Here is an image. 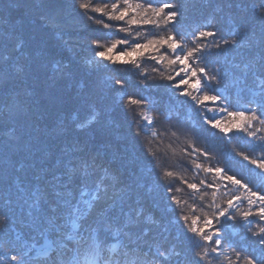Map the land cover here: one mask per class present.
Wrapping results in <instances>:
<instances>
[{"label":"snow or ice","instance_id":"6c2138e0","mask_svg":"<svg viewBox=\"0 0 264 264\" xmlns=\"http://www.w3.org/2000/svg\"><path fill=\"white\" fill-rule=\"evenodd\" d=\"M75 7L90 23L107 29L109 33L114 29L115 32L125 34L110 42L105 34L90 37L89 47L94 55L88 61L89 64L97 68L104 64L131 65L139 71L140 77L144 80L149 78L147 70L143 68L145 61L153 62L152 72L156 73H159L160 69L155 65L166 63L172 67V72L166 76L160 73L161 78L170 82L168 87L174 90L177 99L185 98L180 101L181 106L185 103L190 104L202 125L218 130L223 137H230L235 132L244 133L249 139H264L257 137L258 133L264 131V55L260 58L259 75L254 65L244 64L241 69V75L236 83L247 87L248 74L251 73L254 77L255 90L248 89L251 98L246 104L250 107L241 104L238 110H234L228 98L219 92L221 81L228 73L226 71L222 73L219 68L210 71L206 64V52L211 48L219 50L229 45L235 48L250 47V42L246 38H239L238 32H233L229 40L219 37L214 28L204 27L190 34L180 31L177 25L183 13L178 0H113V2L101 0L99 3L94 0H75ZM89 13L95 14V17ZM261 14L264 16V8L261 9ZM113 21L117 23H111ZM146 27L148 30L140 31ZM130 36L132 39L128 38ZM65 68L67 65L62 67L59 62L53 64L56 75H70ZM108 86L111 90L119 92L121 98L127 96L126 115L129 124L135 126L136 137L142 134L148 137L145 151L152 166L151 171H158L159 181L163 182L159 186L163 187L165 199L169 201L166 207L172 208L173 212L179 209L177 219L184 231L191 235L192 257L177 261V264H264V255L261 257L245 255L242 249L236 248L224 235L225 222L235 221L236 214L249 227L251 226L249 218L253 216L258 217L260 225H264V192L254 190L247 182L229 174L223 167H212L210 164L206 166L197 162L199 156L210 159V153L190 142L191 152L186 155L193 157V170L202 171L205 176L212 174L213 181L208 182L205 178L196 183L179 177L180 183L186 184L187 189L191 190L190 195L198 196L201 201L208 195L204 189H212L211 201L207 205L212 209V213L197 215L195 205L190 206L191 214L185 213L186 201H182L175 194L182 191L180 187H174L177 173L168 168L162 157L157 155L158 150L152 148L153 140L162 139L165 135L178 137L182 129L158 130L155 127L156 120L151 115L155 103L146 96H129L125 91V80L115 78L110 80ZM243 91L244 89H241V92ZM209 104L213 107H209ZM206 112H214L216 115L208 116ZM191 119L192 117H189V121ZM87 123V120L76 123V127L83 128ZM200 130L197 126H190L183 131L185 135H189ZM75 151L83 149L73 148L65 153L70 157L65 164L66 172L45 180V185L53 190L55 197L47 210L42 207L44 203H48L45 187L24 182L15 186L14 193L27 207V215L32 221L36 235L33 237V244L26 245L27 251L20 254L12 253L7 259L0 256V261H3V264H27L24 257H28L35 248L36 259L49 257L50 253L57 252L60 259L55 264H168L171 258L169 251L159 246L145 247L132 241L130 234L125 231L126 225L116 226L106 215L117 199L121 202L130 199L132 189L129 188L127 192L114 191L108 196L109 188L115 187L117 178L111 176L106 168L97 163L96 154H91L87 158L71 156L70 152ZM236 154L258 169V174L264 177V155L252 158L243 151ZM3 175L6 185L3 199L7 205L12 203V199L8 191L6 169ZM77 179L78 183L74 182ZM228 185H232L233 188L229 189ZM221 187L227 191L220 193ZM101 193L113 200V205L103 209L90 223H82L100 201ZM218 194L227 197L223 205L216 203ZM245 201L248 207L240 210V205ZM136 214L140 215L139 210ZM6 221L7 216L0 215V227H3ZM101 230L110 233L115 243L104 245L99 238ZM53 234L55 239H49ZM37 236L44 240L39 248L35 245ZM252 236L257 237L258 244L264 248V226L258 227L257 231L252 232ZM123 237L128 238L127 243ZM81 248L85 249L83 256L80 254ZM174 255L179 257L181 254L175 252Z\"/></svg>","mask_w":264,"mask_h":264},{"label":"trees","instance_id":"16d2710c","mask_svg":"<svg viewBox=\"0 0 264 264\" xmlns=\"http://www.w3.org/2000/svg\"><path fill=\"white\" fill-rule=\"evenodd\" d=\"M178 1L182 5V15H188L192 11H196L198 4L201 3L202 10L198 13H202V16L206 17L209 15L208 28H214L217 32L232 31L235 24L240 20L252 15L255 16L253 20L254 30H250L246 39L251 44L250 49L255 50L258 54L264 51V16L261 14V9L264 8V0ZM94 2L99 3L101 0H94ZM108 2H113V0H108ZM74 3L75 0H5L4 3H0V20L6 18L1 24L0 34L4 40L9 37L14 39L12 43L4 45L2 57H0V62H3V66L17 58L15 72L22 74L24 69L37 70L36 66H40L43 63L53 66V64L59 62L62 67L67 65L65 71L70 73L68 76H59L54 71L53 74H49V77L44 82L38 84L32 74H24L22 79L18 80L14 86H11L12 95H15V93L20 95L26 92L30 97V106L34 107L35 105L34 111L37 112V109L49 107L55 101V95L60 94L59 91L55 90L56 88L65 86L69 80L79 78L82 75L98 79V81H102L103 85H108L110 80L115 78H121L126 81V86L134 93L135 97L140 96L141 90L148 89L150 86L158 87L161 84L163 86L170 84L169 81L162 79L160 75V73H163L166 76L172 72V67L167 64L155 65L160 69V72L156 73L152 72L153 62L145 61L143 68L147 70L149 78L144 80L140 77L139 71L131 65L104 64L102 67L97 68L95 65L89 64L88 61L94 55L93 50L89 47L90 37H93L96 32L105 31L108 34L106 39L110 42L113 39H117V36L114 29L112 33H109L107 29L90 23L81 15L80 10L73 6ZM89 14L95 17V14ZM34 23L51 34L46 37V42L44 40L41 43L26 45L28 37L32 35H28L29 26ZM111 23L116 24L117 22L113 21ZM140 31L145 32V28L140 29ZM134 35L135 33H133ZM128 38L132 39L131 36ZM5 57H8V59H5ZM127 87L125 88L126 92H128ZM97 89L94 91V95L97 93ZM115 93L118 98L117 106L122 117L119 129L126 134V137L131 142L136 143L139 151L144 154L145 161H149L145 151L148 137L144 136L143 141L141 139L143 136L136 137L134 135L136 128L133 131L135 126H130L126 115L127 99L125 97L121 98L119 92L115 91ZM2 98L8 104L11 94L7 91H1L0 99ZM2 109L3 106H1L0 102V115H3ZM156 120L159 121L157 118ZM163 143L166 147L168 144L167 135L163 137ZM152 148L158 150L157 155L162 157L165 165L174 172L177 169H180V172L185 171L190 174L194 172L192 161H188L189 163L185 162L175 157L171 150L165 151L163 148L154 145L153 142ZM172 164H175V167H172ZM151 178L154 180L155 189L165 199L163 187L159 186L163 183L159 181V172H156L153 176L151 175ZM177 186L184 188L183 184ZM185 188L187 187L185 186ZM190 192L191 190L187 189L184 193L175 194L181 200H189Z\"/></svg>","mask_w":264,"mask_h":264}]
</instances>
